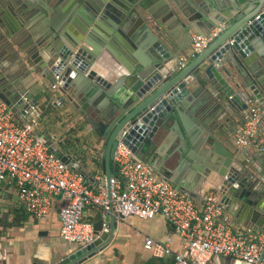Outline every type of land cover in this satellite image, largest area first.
<instances>
[{
	"label": "water",
	"instance_id": "95a60500",
	"mask_svg": "<svg viewBox=\"0 0 264 264\" xmlns=\"http://www.w3.org/2000/svg\"><path fill=\"white\" fill-rule=\"evenodd\" d=\"M63 1L67 7L63 9L64 14L68 17L75 0H57L52 11L57 13ZM117 1L94 0L83 21L72 26L63 23L61 13L48 20L46 14L51 8L46 9L44 5L30 13L35 5L23 9L17 0H0V45L12 43L8 40L9 33L17 24L23 25L26 19L40 20L42 25L23 37L24 46L18 45L22 55L17 52V59L32 73L47 78L51 91H55L52 83L58 76L57 89L64 94L56 99L58 103L65 99L73 102L72 98L77 95L85 98L87 107L82 108L83 114L96 139L104 141L102 165L107 187L113 175L111 164L118 141L139 156L141 147L154 144V136L162 138L166 145L167 135L176 132L182 134L177 145V150L182 152L188 143L184 129L189 135L186 156L200 160L194 150L201 144L207 147L204 153L210 165L198 172V179L215 173L219 177L217 190L225 211L245 219L248 228L264 232V204L252 198L257 193L245 181L252 174L218 139L220 133L228 130L227 126L211 121L212 117L202 107L194 106L188 99L189 89L193 88L190 78L201 74L202 87L209 94L215 91L219 100L213 98L218 102L220 113L226 114L232 125L234 118L247 107L243 93L237 92L234 86L243 85L250 93L247 95L264 107V59L260 56L264 53V0H136V6L130 9L116 6ZM109 10L116 22L136 20L142 54L122 50L118 55L96 33V18H102V13ZM214 27H220L219 35L184 67L177 69L179 55L188 48L192 34H205ZM230 65L241 81H236L227 67ZM2 70L0 66V100L19 115L27 105L22 104L20 88L9 82ZM97 97L104 101L95 108ZM15 98L17 101L13 102ZM91 109H96L95 115ZM193 120L196 128L190 134L189 125ZM39 136L56 157L93 184L90 173L53 146L47 135ZM180 190L195 198L189 188ZM93 229L97 237L92 243L69 251L52 264H79L102 250L112 236L113 214L102 217L93 224ZM227 258L234 259L235 264H249Z\"/></svg>",
	"mask_w": 264,
	"mask_h": 264
},
{
	"label": "crops",
	"instance_id": "0c3cea01",
	"mask_svg": "<svg viewBox=\"0 0 264 264\" xmlns=\"http://www.w3.org/2000/svg\"><path fill=\"white\" fill-rule=\"evenodd\" d=\"M94 0H75V7L66 17L64 14L66 2L59 4V10L54 13L52 10L57 6V0H17L19 7L23 9L32 8V12L38 10V6L51 8L47 19L51 20L55 15L61 13L60 19L66 25L78 24L82 22L88 12V8ZM136 0H118L116 6H127L128 9L136 6ZM67 10V7L66 9ZM112 11L102 13V18H96V33L107 40L113 51L117 54L122 50L134 54H142L143 48L137 38L138 24L134 18L128 21L116 22ZM17 24L16 29L9 33L11 39L8 46L0 45V66L2 74L7 80L13 81L20 95H26L28 102L36 107L38 112L36 133L47 135L49 141L62 153L69 155L86 173L93 177V187L105 184V174L103 173L102 152L104 141H98L91 129L90 123L86 120L82 108L87 107L85 98L82 95L73 97V102L65 99L64 102H57L56 99L64 97V94L56 88L55 91L49 89L47 78H42L38 73H32L19 61L18 45L22 48L25 34L33 32L42 25L40 20H24V24ZM49 25V24H48ZM50 26V25H49ZM17 44V46L15 45ZM107 52V50H105ZM120 55V54H118ZM260 56H263L262 53ZM113 58V57H112ZM115 59V58H114ZM262 66L261 62L258 61ZM234 73L236 81H241L234 70V66H227ZM189 89V101L194 106H200L211 118L225 124L228 130L223 131L218 136L221 143L227 146L234 156L242 161L252 174L247 176L252 190L257 195L252 198L260 200L264 204V163L243 150L238 149L233 142V131L240 122L241 115L234 118L232 125L227 115L220 113L217 94L212 90L209 94L203 87L201 74L192 76ZM239 83V82H238ZM237 92L243 95L250 94L243 85L234 86ZM242 95V96H243ZM213 97H217L215 100ZM17 101V98L13 102ZM104 99H95V108L103 104ZM96 109H91V114L95 115ZM217 115V116H216ZM193 119V118H192ZM196 121V120H195ZM190 134L195 130V122L191 121ZM264 126V118H263ZM162 133V132H161ZM166 134L169 138L168 144H163V140L154 136V144L141 147V154L135 156L141 161L149 164L155 174L166 179L178 189L189 188L195 193V198H199L201 193L207 189H217L219 177L210 172L206 178L198 179V172L208 168L210 161L204 153L207 147L204 144L198 145L194 150L200 160H195L186 156L189 146V135L183 129V135L188 143L185 150L179 152L177 145L182 134L172 132ZM197 141L199 138L196 139ZM184 157H182V155ZM253 157L254 160H249ZM259 165V168L257 165ZM185 191V190H183ZM59 205L43 220L33 218L20 205L16 197V189L13 181L6 180L0 187V264H52L69 251L79 247L78 244L66 242L59 236ZM103 217L99 208H87L84 211L83 219L92 224L98 222ZM224 219L228 221L234 229L248 228L247 221L242 217H233L227 211L224 212ZM152 238L155 245L150 249L145 247V239ZM168 243L171 250L181 248L180 237L175 233L173 227L160 214L152 218L142 219L136 216L116 217L113 215L112 236L107 245L92 257L87 258L79 264H173V255L166 253L163 246ZM208 264H235L234 259L227 256H215Z\"/></svg>",
	"mask_w": 264,
	"mask_h": 264
},
{
	"label": "built area",
	"instance_id": "2783aa9c",
	"mask_svg": "<svg viewBox=\"0 0 264 264\" xmlns=\"http://www.w3.org/2000/svg\"><path fill=\"white\" fill-rule=\"evenodd\" d=\"M219 33L220 27L205 34L193 33L188 48L179 55L177 69ZM57 78L56 75L53 90L57 88ZM242 99L247 107L233 131L234 145L264 163V107L252 96L243 95ZM22 104L27 106L17 115L0 100V187L6 180L13 181L18 203L37 220L47 218L59 205L62 240L85 246L96 239L93 224L83 219L89 207L99 208L103 217L112 213L116 217L147 219L160 214L180 237V249L171 250L168 243L162 247L173 255V264H208L215 256L264 264V232L234 229L223 217L225 209L217 189H207L199 198L191 197L157 176L121 141L114 150L115 171L109 187L104 184L94 188L56 157L36 133L38 112L25 95ZM153 245V239L147 237L145 247Z\"/></svg>",
	"mask_w": 264,
	"mask_h": 264
},
{
	"label": "trees",
	"instance_id": "16d2710c",
	"mask_svg": "<svg viewBox=\"0 0 264 264\" xmlns=\"http://www.w3.org/2000/svg\"><path fill=\"white\" fill-rule=\"evenodd\" d=\"M111 169H112V172L115 171L113 162H112V164H111Z\"/></svg>",
	"mask_w": 264,
	"mask_h": 264
}]
</instances>
